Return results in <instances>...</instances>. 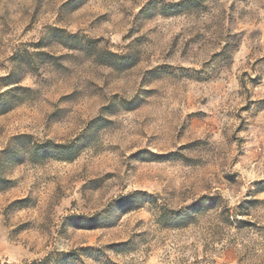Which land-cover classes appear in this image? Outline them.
<instances>
[{"label":"rangeland","instance_id":"374dc122","mask_svg":"<svg viewBox=\"0 0 264 264\" xmlns=\"http://www.w3.org/2000/svg\"><path fill=\"white\" fill-rule=\"evenodd\" d=\"M3 110L0 264H238L158 224L203 196L264 224V0H0Z\"/></svg>","mask_w":264,"mask_h":264},{"label":"trees","instance_id":"16d2710c","mask_svg":"<svg viewBox=\"0 0 264 264\" xmlns=\"http://www.w3.org/2000/svg\"><path fill=\"white\" fill-rule=\"evenodd\" d=\"M5 112L6 110H3L0 114ZM4 182L6 181L0 180V184ZM141 196L143 195L133 193L128 199L118 203V207L140 200ZM217 201L215 197L203 196L187 207L184 212L160 209L157 213V222L165 229L183 230L198 225L201 219L210 213H216L217 223L212 233L221 240L220 242L224 240L226 246L236 250L238 264H264V224L243 219L250 216L248 206L253 203L261 204V201L246 200L235 209L223 207L216 211L219 208ZM74 260L70 255L65 254L61 261L53 264H70Z\"/></svg>","mask_w":264,"mask_h":264}]
</instances>
